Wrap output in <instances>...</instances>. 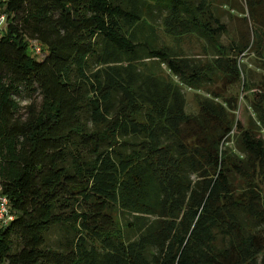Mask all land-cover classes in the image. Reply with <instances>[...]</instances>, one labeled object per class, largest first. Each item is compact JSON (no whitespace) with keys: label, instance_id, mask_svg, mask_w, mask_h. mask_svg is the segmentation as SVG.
I'll return each mask as SVG.
<instances>
[{"label":"trees","instance_id":"16d2710c","mask_svg":"<svg viewBox=\"0 0 264 264\" xmlns=\"http://www.w3.org/2000/svg\"><path fill=\"white\" fill-rule=\"evenodd\" d=\"M259 4L226 44L211 0H0V264H264Z\"/></svg>","mask_w":264,"mask_h":264},{"label":"rangeland","instance_id":"374dc122","mask_svg":"<svg viewBox=\"0 0 264 264\" xmlns=\"http://www.w3.org/2000/svg\"><path fill=\"white\" fill-rule=\"evenodd\" d=\"M214 2V5L218 8V13L220 14L222 22L226 24L227 31L222 35L221 40L224 43H229L233 40H239L241 34L244 36H249L250 39L253 38V33L256 28V21L252 14V11L248 7L249 0H211ZM259 7L264 11V0H261V4ZM159 22V20H157ZM159 33L168 40L171 41L170 38L166 37L162 30L159 29ZM204 41L198 40L196 37H186V39L182 42V45L192 53H200L203 48L201 47ZM42 56V55H39ZM243 62L248 67H254V55L247 54L243 58ZM246 67V68H248ZM257 77H260L259 73H257ZM187 105L186 108L190 112H194L197 110V104L195 101V90L185 87L184 88ZM245 99L241 100L240 109L238 111V116L241 119H244L248 115V110ZM58 230H55L50 234L52 238V242L54 244H58L61 240V235H59Z\"/></svg>","mask_w":264,"mask_h":264},{"label":"built area","instance_id":"2783aa9c","mask_svg":"<svg viewBox=\"0 0 264 264\" xmlns=\"http://www.w3.org/2000/svg\"><path fill=\"white\" fill-rule=\"evenodd\" d=\"M8 15L5 12L0 11V30L7 26ZM37 51L41 52V47H37ZM15 215L11 209L10 198L3 193L2 187L0 185V227L6 226L13 220Z\"/></svg>","mask_w":264,"mask_h":264}]
</instances>
